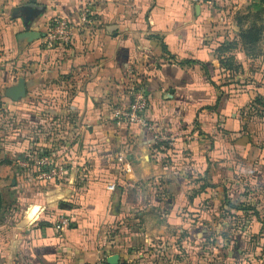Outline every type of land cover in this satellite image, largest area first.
Segmentation results:
<instances>
[{
	"label": "crops",
	"instance_id": "0c3cea01",
	"mask_svg": "<svg viewBox=\"0 0 264 264\" xmlns=\"http://www.w3.org/2000/svg\"><path fill=\"white\" fill-rule=\"evenodd\" d=\"M29 3L45 7L32 29L40 35L53 16L76 23L85 7L94 23L44 51L13 13ZM253 3L0 0V137L16 132L25 147L32 131L30 148L65 169L40 187L29 163L2 166L15 172L4 191L0 179V264H206L202 240L230 264H264V132L251 124L264 54L238 44ZM231 56L237 73L219 63ZM20 79L25 96L14 101ZM133 82L149 98L152 130L112 121Z\"/></svg>",
	"mask_w": 264,
	"mask_h": 264
},
{
	"label": "built area",
	"instance_id": "2783aa9c",
	"mask_svg": "<svg viewBox=\"0 0 264 264\" xmlns=\"http://www.w3.org/2000/svg\"><path fill=\"white\" fill-rule=\"evenodd\" d=\"M192 5H207L212 6V0H189ZM94 23L90 14V10L86 7L80 14L79 21L76 23L68 19L53 16L47 21L40 35V47L44 51H51L57 47L71 45L77 35V32L85 26H90ZM3 63L0 58V71ZM129 102L126 105H121L113 109L112 121L116 127H123L131 124H138L143 128L152 130L149 126L145 113L149 106V98L146 95L145 88L138 82L130 83L127 87ZM154 141L162 142L164 138L153 135ZM117 162L123 167L125 159L123 155L117 157ZM39 169L36 173L38 181L50 182L59 180L65 172V169L56 164V159L51 156L36 159L33 163ZM107 190H113V184H107ZM60 226L65 227L69 223L68 217H60L58 220ZM96 264H107L104 260H99Z\"/></svg>",
	"mask_w": 264,
	"mask_h": 264
},
{
	"label": "rangeland",
	"instance_id": "374dc122",
	"mask_svg": "<svg viewBox=\"0 0 264 264\" xmlns=\"http://www.w3.org/2000/svg\"><path fill=\"white\" fill-rule=\"evenodd\" d=\"M260 24L263 26V33H262L263 35H262L261 42L259 43V52H260V54H264V16H262V22ZM243 78H247V79H245L246 81L250 80L252 82V80H253L252 77L250 78L249 75L247 77L245 76ZM2 101L3 100L0 98V115L3 114L2 113L3 109L1 108L2 107L1 106ZM256 110H257L258 117H252V119H251L252 123L251 124L253 125V129L257 130L258 132L259 131L264 132V107H262L261 105H257L255 111ZM251 113H254V112L252 111ZM7 129H9V131H12L10 124L7 125ZM30 129L31 128H29V130ZM12 134L14 135L15 138L5 139V138L0 137V179L3 181V183H1V190L2 191H4L5 189L8 188L7 182H8L9 177L13 174V172H15L14 168L17 171L20 168V165H22L23 163H25V162L30 163V162L38 159L32 155L29 157L26 156L27 153H30L34 150L33 148H30L31 147L30 138H31V136H33L32 131H30V134L28 133L29 135L27 134V139L24 137L25 138L24 140H26V146L25 147H22L21 143H19L18 140L16 139V137H17L16 132H14ZM0 136L3 137L4 135H1V133H0ZM39 154H41V153H39ZM11 162H13L14 168L11 167L8 170L3 169L4 167H2V166H5L4 164H6V163L11 164ZM239 177H240V175L236 176V178H239ZM0 194H1V192H0ZM2 200H3V198H2ZM9 202H10V200H9ZM9 202L8 201L5 202V205H7V203H8L7 208H9V211L12 210L13 208L16 209L15 204L13 205L14 207L12 208L13 202L11 201L10 204H9ZM4 210H6V208H4ZM6 217H7V215H6ZM199 245H200V247L198 249L200 250V252H204V254H205V257H204L205 260L204 261L206 264H230V261L225 259V257H224V250L222 248H217V246L220 247L219 243L210 246L209 243H207L206 241L204 242V240H202L201 243H199Z\"/></svg>",
	"mask_w": 264,
	"mask_h": 264
},
{
	"label": "trees",
	"instance_id": "16d2710c",
	"mask_svg": "<svg viewBox=\"0 0 264 264\" xmlns=\"http://www.w3.org/2000/svg\"><path fill=\"white\" fill-rule=\"evenodd\" d=\"M254 3L251 6V11L248 13V15L245 17L239 18L238 22L241 23L245 18L248 20V25L246 28L241 27L239 31V39H238V44L241 46L243 52L248 56L255 58L256 56H259V43L261 42L262 39V33H263V26L260 24L262 22V16H264V0H253ZM236 45V44H235ZM234 48V44H231L226 50ZM221 51H224L223 48H221ZM219 63L221 65V68L230 71L231 73H237L239 71V66L236 65L234 58L227 57L219 60ZM260 80L263 82L264 81V65H263V75L260 77ZM262 87V85H261ZM264 88V84H263ZM264 97V92L263 94L259 91L255 92L253 95V98L255 99V102L257 105H261L264 107V101H262V98ZM1 132H4V129H0ZM35 156L36 158H43L49 156L47 152H43L39 154L37 150H33L30 153H27V157L29 156ZM31 158V157H30ZM34 159V158H33ZM32 159V160H33ZM31 160V159H30ZM29 160V161H30ZM34 161L30 162L29 164L32 165V169H34V173L36 174L39 169L33 165ZM41 183L40 187H50L54 184L57 183V180H52L50 182H43L39 181ZM205 186H202L200 189H204ZM3 200L2 196L0 194V212L3 210ZM227 208H230L231 210H239L240 206H233L230 205ZM224 210H227L226 207Z\"/></svg>",
	"mask_w": 264,
	"mask_h": 264
},
{
	"label": "water",
	"instance_id": "95a60500",
	"mask_svg": "<svg viewBox=\"0 0 264 264\" xmlns=\"http://www.w3.org/2000/svg\"><path fill=\"white\" fill-rule=\"evenodd\" d=\"M25 13L21 16L22 23L26 33L23 35V39L30 41L40 38V33L33 31V24L38 20V18L45 12V7L38 6L32 3L21 5L13 9V13ZM13 93L9 96L12 100L17 101L25 96V83L22 79L18 81V84L13 88ZM107 264H118V257L113 256L107 259Z\"/></svg>",
	"mask_w": 264,
	"mask_h": 264
},
{
	"label": "flooded vegetation",
	"instance_id": "af4514ba",
	"mask_svg": "<svg viewBox=\"0 0 264 264\" xmlns=\"http://www.w3.org/2000/svg\"><path fill=\"white\" fill-rule=\"evenodd\" d=\"M19 14H20L21 16H24L25 13H21V12H19Z\"/></svg>",
	"mask_w": 264,
	"mask_h": 264
}]
</instances>
